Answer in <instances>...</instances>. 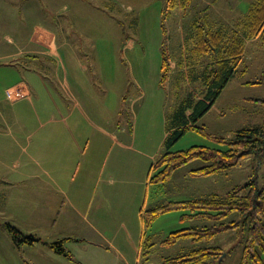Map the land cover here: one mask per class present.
Wrapping results in <instances>:
<instances>
[{
    "label": "rangeland",
    "instance_id": "1",
    "mask_svg": "<svg viewBox=\"0 0 264 264\" xmlns=\"http://www.w3.org/2000/svg\"><path fill=\"white\" fill-rule=\"evenodd\" d=\"M88 1L106 8L116 21L98 15L91 23L84 15L72 27L64 23L68 12L41 7L35 14L38 23L48 24L49 18L56 23L53 27L59 47V63L46 60L50 63L49 70L43 72L47 78L40 77L43 85L40 79L22 73L19 61L0 59V105L8 117L14 108L16 120L27 119V126L15 133L23 146L31 145L35 136L50 126L44 117L52 102L50 94L73 106L72 116L80 118L73 128L79 130V140L73 142L75 150L70 149L69 174L61 190L48 185V176L27 155L29 148L4 157L0 172V264H159L206 246L222 249L220 264H238L243 239L240 232H221L198 242L182 238L173 245H162L171 231L214 222L185 220L182 214L186 210L171 209L145 226L142 212L171 201L223 195L252 176L264 187V157L253 156L208 176L188 173L187 169L203 164L194 160L166 181H150L151 166L166 147L165 124L170 119L164 118L165 113H173L184 99L196 101L205 93L198 75L212 62V56L192 51L191 45L185 48L192 24L224 29L228 34L240 31L253 0H190L186 12L177 8L164 18L165 0ZM105 3L111 6L105 7ZM162 48L169 55L170 68L161 84ZM184 49L191 53L190 64L180 63ZM242 56L234 75L196 122L211 137H229L238 128L260 123L264 116V103L256 101L264 99V39L259 34L246 39ZM63 70L69 85L65 90L55 75L61 79ZM20 75L35 85L32 104L27 99L12 102L5 96L7 83L19 80ZM258 80L261 82L252 83ZM209 135L187 128L169 150L193 145L218 147ZM39 159L43 164L45 158ZM29 167L38 170L39 176L29 178ZM1 173L17 181L3 182ZM237 216L234 213L230 218ZM6 223L40 240L33 245H15ZM57 240L69 255L50 248Z\"/></svg>",
    "mask_w": 264,
    "mask_h": 264
},
{
    "label": "trees",
    "instance_id": "2",
    "mask_svg": "<svg viewBox=\"0 0 264 264\" xmlns=\"http://www.w3.org/2000/svg\"><path fill=\"white\" fill-rule=\"evenodd\" d=\"M189 5L190 0H165L162 18L169 16L170 12L177 8L186 12ZM240 25V31L228 34L224 29H213L202 23L192 24L185 48L191 45L192 51H204L212 56L210 57L212 62L205 65L198 75L205 85V93L196 101H192L189 97L184 99V102L168 118L170 120H168L164 140L165 151L151 166V182L166 181L176 169L194 160H200L203 164L191 169L189 173L193 176H208L232 168L245 157H264V116L260 123L238 128L229 137H211L203 127L196 125L198 119L212 106L241 64L246 39L258 34L264 39V0L251 2L245 22ZM182 52L184 55L180 63L190 64L188 57L191 53H188L186 49ZM169 68V55L162 48L159 80L161 84L165 82ZM257 82L261 81L252 83ZM256 101L264 103V99H256ZM187 128L209 135L218 147L193 145L187 149L169 150L170 145ZM171 209L186 210L187 212L182 214V218L186 216L185 220L205 219L214 223L203 227L190 226L171 231L162 240V245H173L182 238L193 242L210 240L221 232L238 231L243 234L238 264H264V187L258 184L255 176L223 195L211 193L208 197L154 205L142 212V221L147 226L160 213ZM234 213L238 216L230 218ZM6 226L15 245H33L40 240L34 234L21 232L10 223H6ZM50 248L57 253L69 255L61 240L50 243ZM221 254L222 249L219 246L199 247L187 253L166 258L159 264H220L218 259Z\"/></svg>",
    "mask_w": 264,
    "mask_h": 264
},
{
    "label": "crops",
    "instance_id": "3",
    "mask_svg": "<svg viewBox=\"0 0 264 264\" xmlns=\"http://www.w3.org/2000/svg\"><path fill=\"white\" fill-rule=\"evenodd\" d=\"M109 6H111L110 3H105V7ZM41 7L46 9L56 8V12L59 13L68 12L65 15L64 23L72 27L76 20L83 19L84 15L88 17L91 23L94 22L95 18L98 19L95 17L98 15L99 17L103 15L107 20H116L106 8L96 6L88 0H0V59L19 61L22 65L20 67L23 69L22 73H29L30 76H33V80L34 77L40 79L43 85L45 82L40 77L47 78V75L43 72L49 70L50 63L46 60L51 58L52 61L56 60L59 63V47L53 27V24L56 23L50 18L48 24L35 21V14L41 11ZM69 16H73V19ZM31 18H33L32 23ZM57 25L60 29L64 28L62 22H58ZM21 75L19 80L7 83L5 96L12 102L27 99L32 104L30 98L32 93L36 92L35 85L32 81L29 82L24 75ZM55 75L60 88L62 85L64 90L68 89L66 70H63L61 79L58 78L57 74ZM8 89L22 91L25 96L22 98H9L7 96ZM50 98L52 102L51 104L48 103L47 108L49 110L44 114V117H46L45 124L50 126L44 133L36 135L34 138L36 141L29 146H23L22 140L15 134L18 130H21L20 127L23 129L27 126V119L16 120L17 113L14 108L9 111L12 117H8V112L0 105V172L5 166L4 157L7 154L14 151H17L16 154H21L22 151L26 152V148H29L27 155L34 160V165L48 176V179H46V181L50 180L48 185L61 190L62 184L66 182L69 174L70 149L73 150L74 148L75 150L73 142L79 140L77 135L79 130H73V128L78 126L80 118L79 116H72L73 106L62 102L63 100H59L58 96L55 98L53 94H50ZM20 107L21 105L16 109L19 110ZM171 115L172 113H165L164 118L168 120ZM15 126L17 129L14 128ZM166 134L167 125L165 124V136ZM39 158H45L43 164ZM190 170V168L187 169L188 173ZM27 173L29 178L37 177L38 170L29 167ZM88 173H91V171L89 170ZM1 174L3 175L2 179L4 178L3 182L17 181L14 177H6L3 173ZM77 209L81 214V207L77 206Z\"/></svg>",
    "mask_w": 264,
    "mask_h": 264
},
{
    "label": "built area",
    "instance_id": "4",
    "mask_svg": "<svg viewBox=\"0 0 264 264\" xmlns=\"http://www.w3.org/2000/svg\"><path fill=\"white\" fill-rule=\"evenodd\" d=\"M7 96L10 98H22L25 96V93L22 91H13L11 89L7 90Z\"/></svg>",
    "mask_w": 264,
    "mask_h": 264
}]
</instances>
